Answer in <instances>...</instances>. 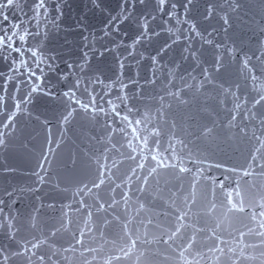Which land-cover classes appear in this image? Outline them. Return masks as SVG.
<instances>
[{
	"label": "water",
	"instance_id": "95a60500",
	"mask_svg": "<svg viewBox=\"0 0 264 264\" xmlns=\"http://www.w3.org/2000/svg\"><path fill=\"white\" fill-rule=\"evenodd\" d=\"M264 113V0H218Z\"/></svg>",
	"mask_w": 264,
	"mask_h": 264
}]
</instances>
